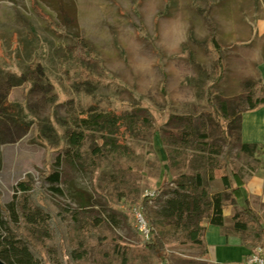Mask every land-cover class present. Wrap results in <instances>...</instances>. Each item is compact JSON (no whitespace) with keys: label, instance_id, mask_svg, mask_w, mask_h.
<instances>
[{"label":"rangeland","instance_id":"1","mask_svg":"<svg viewBox=\"0 0 264 264\" xmlns=\"http://www.w3.org/2000/svg\"><path fill=\"white\" fill-rule=\"evenodd\" d=\"M207 17L216 24L227 62L226 80L215 94L220 103L236 97L226 89L242 70L254 71L246 57L261 46L264 52V0H0L2 217L11 204L36 210L16 192L19 183L40 188L42 174L59 172L60 182L45 190L68 214L69 244L89 251L80 264H182V251L193 244L187 233L154 256L145 250L150 238L135 213L152 195L157 203L146 215L148 228L175 232L165 211L173 198L191 195L182 177L196 174L229 207L230 191L221 179H210L208 164L224 159L228 140L222 131L230 123L215 116L204 98L219 70ZM76 39L100 64L76 54ZM245 83L240 95L264 88L262 81ZM109 113L121 116L125 140L92 128L79 151L69 145L72 116ZM183 130L198 134L174 143ZM229 138L232 167L244 180L264 170V147L246 153L238 133ZM170 148L179 153L175 165L168 162ZM89 217L98 223L92 236L83 229ZM250 231L252 253L261 244ZM21 232L41 245L48 238L41 223ZM21 256L9 261L25 264ZM65 264L72 263L65 258Z\"/></svg>","mask_w":264,"mask_h":264},{"label":"trees","instance_id":"2","mask_svg":"<svg viewBox=\"0 0 264 264\" xmlns=\"http://www.w3.org/2000/svg\"><path fill=\"white\" fill-rule=\"evenodd\" d=\"M210 26L209 42L216 53V65L218 72L211 85L204 88V98L212 112L229 121L227 131H222L223 136L228 140V149L225 152L224 159H213L208 162L212 169L211 180L221 179L224 188L229 190L227 202L228 205H235L236 201L243 198L242 187L244 185L243 177L232 167L231 153L233 149L230 136L234 133L240 135L241 120L244 112L254 110L264 104V88L260 85L250 90L245 95L233 97L230 100L217 102L215 99L216 90L226 80V56L224 54V45L218 36V30L215 22L207 17ZM76 54L88 62L100 64V60L91 52L87 46L76 39ZM6 90L1 85L0 91ZM1 113V112H0ZM150 116L148 111H145ZM122 118L116 113L96 114L82 118L75 114L70 118L72 129L68 135V143L77 151L83 146L87 137V129H101L108 133L115 134L118 138L126 139L127 129H121ZM215 122L218 121L215 119ZM193 132V130H191ZM188 130L173 137L174 143L188 142L194 139L198 132L192 134ZM205 137V135H203ZM258 145L242 144L244 152L253 154ZM264 147V146H262ZM177 150L170 148L168 150V162L175 165L178 162ZM41 187L30 188L24 182L19 183L16 192L23 196L34 208L31 213L16 210L15 204L8 207V217L3 218L0 209V260L5 264H11V256L19 258V262L25 264H46L49 261L52 264H65V258H68L72 264H80L85 259L89 251L86 247L75 248L69 244V227L67 224L68 214L62 210L48 195L45 190L47 183L58 184L60 182V173L51 172L40 177ZM182 184L190 188L191 195H180L173 198L165 211V218L169 224L175 228V232L158 233L153 227L150 228V241L145 243V250L154 255L165 254L167 246L180 242V236L187 233L189 241L195 245H202V238L206 231V224L223 226L224 224V203L217 196L212 195L207 186L203 183L200 174L195 176L182 177ZM59 191L58 188L53 187ZM18 203L20 197H17ZM157 203L154 197L147 196L142 203L144 216L150 215L151 206ZM245 207L241 211H232L230 217L234 222L233 232L238 235H246L252 228L255 230V237L258 242L264 243V227L258 214L250 208L247 200L244 201ZM41 223L48 231V238L43 240L44 245L39 242H29L23 236L21 227L26 224ZM98 225V223H97ZM96 219L89 217L83 224L85 234L92 236L96 233ZM3 235H6L4 238ZM90 238V237H89ZM21 244V246H20ZM25 258V259H24Z\"/></svg>","mask_w":264,"mask_h":264},{"label":"crops","instance_id":"3","mask_svg":"<svg viewBox=\"0 0 264 264\" xmlns=\"http://www.w3.org/2000/svg\"><path fill=\"white\" fill-rule=\"evenodd\" d=\"M260 21L261 31H264V19ZM260 49L253 56L246 57V60L255 67L254 71L249 73L247 70H242L244 75L238 77L237 83L228 85L226 89L228 95L237 96L244 93L245 87L241 83H245L243 82L245 80V84L255 81L264 83V52H262V46ZM240 139L242 144L264 146V104L243 113ZM243 181V198L237 200L235 205H229L228 209H224L223 226L206 224L202 245L191 244L187 249H184L181 254L182 264H232L241 261L251 253L252 237L248 239V233L252 228L247 231L246 235L234 233V222L230 215L232 211H241L245 207L244 201L247 200L250 208L260 217L264 227V170L255 174L248 181ZM237 208L239 209L237 210ZM260 244L264 245V243Z\"/></svg>","mask_w":264,"mask_h":264},{"label":"built area","instance_id":"4","mask_svg":"<svg viewBox=\"0 0 264 264\" xmlns=\"http://www.w3.org/2000/svg\"><path fill=\"white\" fill-rule=\"evenodd\" d=\"M153 197L152 195H150ZM135 217L140 231L148 240L150 238V228H148L143 211H136ZM232 264H264V245L258 246L254 252L245 256L241 261Z\"/></svg>","mask_w":264,"mask_h":264},{"label":"water","instance_id":"5","mask_svg":"<svg viewBox=\"0 0 264 264\" xmlns=\"http://www.w3.org/2000/svg\"><path fill=\"white\" fill-rule=\"evenodd\" d=\"M0 264H5L2 260H0Z\"/></svg>","mask_w":264,"mask_h":264}]
</instances>
